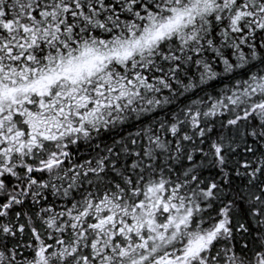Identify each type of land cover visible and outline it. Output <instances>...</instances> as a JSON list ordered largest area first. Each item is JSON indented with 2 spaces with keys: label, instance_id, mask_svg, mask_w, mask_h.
<instances>
[{
  "label": "snow or ice",
  "instance_id": "1",
  "mask_svg": "<svg viewBox=\"0 0 264 264\" xmlns=\"http://www.w3.org/2000/svg\"><path fill=\"white\" fill-rule=\"evenodd\" d=\"M0 264H264V0H0Z\"/></svg>",
  "mask_w": 264,
  "mask_h": 264
}]
</instances>
